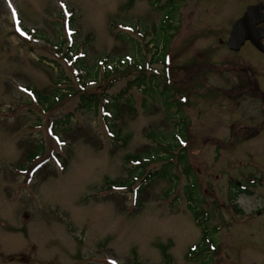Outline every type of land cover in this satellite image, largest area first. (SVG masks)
I'll use <instances>...</instances> for the list:
<instances>
[{"label":"rangeland","instance_id":"obj_1","mask_svg":"<svg viewBox=\"0 0 264 264\" xmlns=\"http://www.w3.org/2000/svg\"><path fill=\"white\" fill-rule=\"evenodd\" d=\"M170 1L0 0V264L264 263L256 218L216 206L237 0ZM182 124L190 144L142 168ZM205 227L216 249L198 253Z\"/></svg>","mask_w":264,"mask_h":264},{"label":"flooded vegetation","instance_id":"obj_2","mask_svg":"<svg viewBox=\"0 0 264 264\" xmlns=\"http://www.w3.org/2000/svg\"><path fill=\"white\" fill-rule=\"evenodd\" d=\"M234 11L229 37L238 22L252 12L250 23L244 27L264 47V0H237ZM230 52V93L238 108L227 141L235 149L232 158L234 172L224 185L217 186L216 206L225 211L226 218L229 217L225 218L226 222L235 217H255L249 219L253 227L256 220L258 227L264 228V48L258 49L249 38L238 50ZM246 99L249 110L247 114L240 115L243 112L241 101ZM206 219L204 215L205 223ZM202 229L204 234L206 227ZM252 234L254 237L255 234ZM262 235L256 247L264 254V231Z\"/></svg>","mask_w":264,"mask_h":264},{"label":"trees","instance_id":"obj_3","mask_svg":"<svg viewBox=\"0 0 264 264\" xmlns=\"http://www.w3.org/2000/svg\"><path fill=\"white\" fill-rule=\"evenodd\" d=\"M171 6H172L171 8H173V11H172V13H173L174 12V5L171 3ZM167 11L170 12L171 10H167ZM170 16H172V15H170ZM163 29H164L165 32L168 33V31H167L168 28H163ZM64 57L65 58H69L67 54H65ZM70 60H72V58ZM56 67L58 69H60L59 65H57ZM165 67H166V69L169 68L167 64H166ZM114 70H115V72H118V73L123 72L118 67L114 68ZM164 72H166L165 69H164ZM109 74H111V72H107L106 76H108ZM163 78L165 79L166 83L171 82V80L169 78H166V73L163 74ZM138 82L141 83L139 85H143L142 83L144 82V79L143 78H140L138 80ZM151 83H152V79H151ZM134 84H136V83H134ZM167 89H168V87H167ZM53 95H55V94L53 93ZM80 98L82 100V106L83 107H87V108H90L91 109L92 107H95V106H98L99 105V102H98L97 97L95 95H93V94L81 95ZM113 108L117 111L116 115H118L119 112H120L119 106L115 104V105H113ZM178 126H180V125H178ZM178 128H180V127H178ZM178 128H177V131H178ZM180 129H182V132L180 134L179 133H176V135L179 134V136H181V137H178V139L179 140H182V137L184 136L183 135L184 134V130H183V128H180ZM157 136L158 135H156V137ZM150 137L152 138L151 133H150ZM126 142L127 141L125 140V143ZM178 147H179V144L176 142V140H173V142L171 144H169V149L170 150L167 149L168 148V145L166 144V142H161V144L158 143V146L157 147H154L153 149H151V151L149 153H146V156H145V159L146 160H145L144 166L142 168H145V165L148 164V162L149 163L151 162V160H152L151 158H153V160H158V161H166V160L168 161L173 156L172 155V152H174V150H176V148H178ZM40 148L41 149H39V151H41V153H42L43 146L40 147ZM162 151H164V153H162ZM183 152H185V150H183L182 153ZM180 157H181L182 161L185 160V156L180 155ZM33 158H35V157H32L30 160H32ZM127 159L128 160H131V159L132 160H137L138 162H140L141 157L140 156H133V157L129 156ZM151 174H156V176L158 175V173H151ZM112 184L116 186L117 183H112ZM119 184H120L119 186H125V183H119ZM139 190L140 189L138 188V191L137 192H139Z\"/></svg>","mask_w":264,"mask_h":264},{"label":"water","instance_id":"obj_4","mask_svg":"<svg viewBox=\"0 0 264 264\" xmlns=\"http://www.w3.org/2000/svg\"><path fill=\"white\" fill-rule=\"evenodd\" d=\"M252 16V12H249L246 14V16L238 22L236 27L231 33V36L228 41V47L230 50H238L246 40L249 38L253 40L255 46L258 49L264 48L262 44L259 42L255 41L250 35H249V30H247L244 26L246 24H249L250 22V17Z\"/></svg>","mask_w":264,"mask_h":264}]
</instances>
